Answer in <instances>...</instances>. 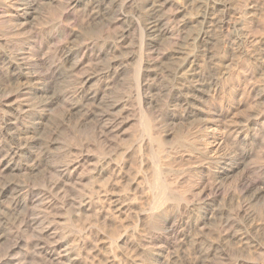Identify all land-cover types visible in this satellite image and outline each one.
Segmentation results:
<instances>
[{
	"label": "bare ground",
	"instance_id": "bare-ground-1",
	"mask_svg": "<svg viewBox=\"0 0 264 264\" xmlns=\"http://www.w3.org/2000/svg\"><path fill=\"white\" fill-rule=\"evenodd\" d=\"M263 12L0 0V264H264Z\"/></svg>",
	"mask_w": 264,
	"mask_h": 264
},
{
	"label": "rangeland",
	"instance_id": "rangeland-1",
	"mask_svg": "<svg viewBox=\"0 0 264 264\" xmlns=\"http://www.w3.org/2000/svg\"><path fill=\"white\" fill-rule=\"evenodd\" d=\"M263 2H264V0H263ZM263 16H264V12H263ZM96 29H99V27H96ZM94 31H95V29H94ZM96 31H98V30H96ZM116 88H114L115 91L118 90V88L117 89ZM61 113H63V110L60 109L59 110V114H61ZM76 117L77 116H74L72 118L74 122H75ZM70 128H72V129H69V127H68V129L66 128V129H63V131L61 130L62 133H60L61 135L59 136V140L61 142H64V143L65 142L66 143H69V142L76 143L75 146L77 148H76V150L72 151L73 152L72 155H70V153L64 151L63 149L61 150V152H60V150H58L59 152H57V154H56L57 156H55L54 159H53V160H56L55 164H57V165H59L61 160H64V159L67 160V161H70L71 159L76 160L78 157L81 158L83 156V154L81 155V153L84 152V154H85L87 149H88V145L87 144L90 143V142L93 143V139H95L94 135H93V131H94V128H95L94 127V123L90 122L88 124H85L83 127H80V129H77V130H74L75 129L74 128V124L72 123ZM95 129H97V128H95ZM140 129H141L140 128V124H138L137 122H134L132 120V123L128 127L129 135L130 136H134L135 134H138L140 132ZM64 152H66L67 154H65ZM113 152H114V150H113ZM80 158H78V159H80ZM41 181L45 183L44 184L45 187L47 185L49 186L48 180L45 181L40 175L36 176L35 178L32 177V185H33V183L35 184L36 182L37 183H42ZM36 185H39L40 188L44 187L43 184H41V185L40 184H36ZM36 187H38V186H36ZM210 264H212V263H210Z\"/></svg>",
	"mask_w": 264,
	"mask_h": 264
}]
</instances>
